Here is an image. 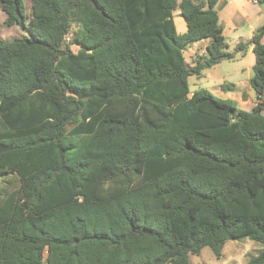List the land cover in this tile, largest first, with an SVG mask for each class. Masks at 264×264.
<instances>
[{
	"label": "trees",
	"instance_id": "trees-1",
	"mask_svg": "<svg viewBox=\"0 0 264 264\" xmlns=\"http://www.w3.org/2000/svg\"><path fill=\"white\" fill-rule=\"evenodd\" d=\"M217 2L31 0L25 17L0 0L30 29L0 39V264H193L240 238L264 264V23L236 46L248 81L188 89L233 58Z\"/></svg>",
	"mask_w": 264,
	"mask_h": 264
},
{
	"label": "rangeland",
	"instance_id": "rangeland-1",
	"mask_svg": "<svg viewBox=\"0 0 264 264\" xmlns=\"http://www.w3.org/2000/svg\"><path fill=\"white\" fill-rule=\"evenodd\" d=\"M23 14L26 17L30 10L31 0H21ZM179 0H177V3ZM243 6V15L246 17V23L233 30L228 16L230 11L226 8L220 14V23L223 27V35L225 39L226 53L232 54L233 58L225 60L211 69L204 70L199 78H188V89L190 95L200 90H207L221 84H235L245 82L252 76V66L254 64V56L252 49L249 47L244 54L236 51V46L240 42H247L251 39L254 31L264 23V11L257 14V18L247 13L248 6H244L245 0H237ZM247 7V8H246ZM245 8V9H244ZM226 11V12H225ZM225 13V14H224ZM256 18V19H255ZM172 19L175 24L177 34L183 35L186 32L185 23L182 19L179 9L173 12ZM5 14L0 12V39L11 41L15 38H26L30 36L28 28V20L25 18L26 29H21L17 25L6 26L4 23ZM234 24V22H232ZM264 44V35L261 39ZM205 42L191 46L184 53L186 61L190 62L194 55L202 53ZM255 104L254 92L249 90V101L239 102L238 106L246 111H250ZM262 250V246L248 238H240L228 241L222 249V257L217 260L208 248H204L198 256H191L190 260L193 264H248V260L256 256Z\"/></svg>",
	"mask_w": 264,
	"mask_h": 264
},
{
	"label": "crops",
	"instance_id": "crops-1",
	"mask_svg": "<svg viewBox=\"0 0 264 264\" xmlns=\"http://www.w3.org/2000/svg\"><path fill=\"white\" fill-rule=\"evenodd\" d=\"M243 5L248 6V8L246 7L247 13H250L255 17L257 16V14L264 11V9H262V7L258 5L255 1L245 0ZM226 8H228V11H230L228 12V22H230L229 24H231L233 30L246 23V17L243 15V12L240 11V9L244 11L243 6L240 5L237 0H218L216 10L218 13L219 20L221 12H223ZM232 22H234V24H232Z\"/></svg>",
	"mask_w": 264,
	"mask_h": 264
},
{
	"label": "built area",
	"instance_id": "built-area-1",
	"mask_svg": "<svg viewBox=\"0 0 264 264\" xmlns=\"http://www.w3.org/2000/svg\"><path fill=\"white\" fill-rule=\"evenodd\" d=\"M250 1H255V0H250Z\"/></svg>",
	"mask_w": 264,
	"mask_h": 264
}]
</instances>
